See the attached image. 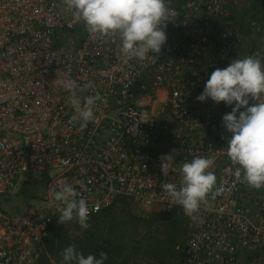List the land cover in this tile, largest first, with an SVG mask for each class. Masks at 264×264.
Masks as SVG:
<instances>
[{"label": "built area", "instance_id": "1", "mask_svg": "<svg viewBox=\"0 0 264 264\" xmlns=\"http://www.w3.org/2000/svg\"><path fill=\"white\" fill-rule=\"evenodd\" d=\"M242 1L166 0L178 15L159 57L141 62L124 56L118 40L90 35L62 0H0V196L20 175L56 171L37 205L16 214L0 205V264H35L46 252L61 214L52 189L66 183L82 193L90 216L120 200L134 210L180 211L181 264H264V188L236 177L226 154L222 117L234 105L196 99L215 69L264 57V20L235 22ZM69 78L93 82L78 95L102 97L83 131L70 124ZM173 150L161 172L160 157ZM197 156L214 159L210 170L224 191L190 217L162 185L179 186L180 166Z\"/></svg>", "mask_w": 264, "mask_h": 264}, {"label": "clouds", "instance_id": "2", "mask_svg": "<svg viewBox=\"0 0 264 264\" xmlns=\"http://www.w3.org/2000/svg\"><path fill=\"white\" fill-rule=\"evenodd\" d=\"M65 10L83 22L85 30L102 42L118 40L121 53L141 62L159 57L166 43L165 27L178 13L166 4V0H62ZM163 25V27H161ZM156 54L151 57L149 54ZM264 57L260 52L241 59H234L224 69H215L207 80L203 92L196 98L199 102L211 99L232 106L223 115L222 127L231 135L227 140L226 154L236 166L234 175L241 178L250 189L264 188ZM63 87L70 93L74 109L70 124L79 123L83 131L94 119V109L102 101L99 93L80 96L94 87L88 81L82 86L73 79H66ZM252 101L251 106L249 101ZM241 109H245L240 111ZM171 155L160 157L161 172H167L173 161ZM214 159L194 157L180 166L179 186L166 183L162 188L174 205L183 208L185 215L198 213L207 200L224 191L217 186L212 167ZM55 202L61 207L59 224L73 220L83 229L90 227V211L87 200L71 184L52 189ZM98 211V207L94 209ZM61 264H104L106 253L83 255L74 245L61 252Z\"/></svg>", "mask_w": 264, "mask_h": 264}, {"label": "trees", "instance_id": "3", "mask_svg": "<svg viewBox=\"0 0 264 264\" xmlns=\"http://www.w3.org/2000/svg\"><path fill=\"white\" fill-rule=\"evenodd\" d=\"M259 1L256 0V4ZM58 219L46 240V252L35 264H61V252L69 245H74L85 256L92 254L99 258L100 253H106L104 264H135L130 261L134 254L149 256L154 247H151L154 245L151 227L157 223L169 224L174 228L177 222L182 225L183 229L178 237H182V245L184 244L186 219L177 209L161 211L153 207L146 217H141L129 204L120 200L115 206L89 216L88 229L76 225L74 234L69 233L65 224H59ZM71 223L72 221L68 224ZM171 239L172 237L169 240ZM178 264H181V260Z\"/></svg>", "mask_w": 264, "mask_h": 264}, {"label": "rangeland", "instance_id": "4", "mask_svg": "<svg viewBox=\"0 0 264 264\" xmlns=\"http://www.w3.org/2000/svg\"><path fill=\"white\" fill-rule=\"evenodd\" d=\"M241 10L237 15L234 16L235 22L244 24L249 19H259L264 20V0H260L256 4V0H243ZM241 24V25H242ZM246 31L245 26L242 28ZM259 35V34H258ZM256 38H259V36ZM161 105L158 106V110ZM56 171L48 170L35 172L31 174L20 175L17 180V185L13 188L7 195L0 196V205L3 210L9 214H16L17 212L23 211L28 205H37V197H41L44 193V189L47 183V178L54 175ZM152 211L151 208L137 209L135 212L141 217H146ZM176 220L178 217H175ZM75 220L71 224H65L66 229H68L70 234L76 232ZM144 227V226H143ZM145 228V227H144ZM143 228V229H144ZM182 225L174 228L169 224H154L151 227L153 233V243L151 247L152 250L149 256H142L140 254H134L131 258V263L135 264H178L182 257V237H178L180 231H182ZM172 237L171 241L169 240ZM139 239V238H138ZM169 240V242H168ZM176 241V243L174 241ZM175 243V244H174Z\"/></svg>", "mask_w": 264, "mask_h": 264}]
</instances>
